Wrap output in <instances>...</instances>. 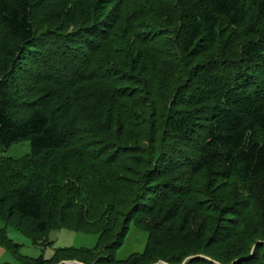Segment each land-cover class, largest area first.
<instances>
[{
    "label": "trees",
    "instance_id": "obj_1",
    "mask_svg": "<svg viewBox=\"0 0 264 264\" xmlns=\"http://www.w3.org/2000/svg\"><path fill=\"white\" fill-rule=\"evenodd\" d=\"M20 54L45 85L23 115ZM25 139L0 156V216L99 233L26 264H264V244L246 257L264 238V0H0V146ZM132 225L148 244L118 257Z\"/></svg>",
    "mask_w": 264,
    "mask_h": 264
},
{
    "label": "rangeland",
    "instance_id": "obj_2",
    "mask_svg": "<svg viewBox=\"0 0 264 264\" xmlns=\"http://www.w3.org/2000/svg\"><path fill=\"white\" fill-rule=\"evenodd\" d=\"M250 36H243L238 43V47H236V51H239L244 43H246L247 39ZM21 57V58H20ZM18 59V67L15 72L14 86L17 88V103L22 106H17V110L21 111L22 115L28 111L30 106L25 105L24 103H33L35 98L40 94L37 93V89L44 84H36L32 80L33 75H37V70L30 68V63L27 65L22 64L24 61L23 59H29V55L20 54ZM31 60V59H30ZM27 62V60L25 61ZM36 71V72H35ZM38 76V75H37ZM245 78H242V82H245ZM34 87V90H32ZM20 92V93H19ZM23 103V104H22ZM27 106V108H26ZM26 109V111L24 110ZM196 136V135H195ZM173 145V144H172ZM182 143L175 146V148H179ZM171 147V146H170ZM170 150V149H169ZM30 141L29 140H21L18 143L12 144L9 147L0 146V156L5 157H13L19 158L28 153H30ZM184 159V157H183ZM226 190V193L238 192V188L235 185H227L221 191ZM212 196V195H211ZM208 198V196H205ZM213 197V196H212ZM210 199V196H209ZM212 199V198H211ZM216 207H225L227 202L223 200L221 202H216ZM226 211V210H225ZM223 213V220H222V233H229L230 237L237 235L239 238L244 236V233L248 231L247 225L238 224L236 226L235 223H232L235 219V212L233 214H229L228 212ZM249 211V210H248ZM246 212L245 217L249 216L251 227H259L260 224L258 222V217L255 212ZM58 212L57 210L53 213ZM59 213V212H58ZM70 214L71 212H64ZM62 213V214H64ZM218 215V213H217ZM219 216L221 213L219 212ZM30 221H24L21 224L16 222H10L6 218L0 216V231H3L8 239H10L14 244H18L19 247L15 248L12 246H8L6 244L0 243V263H7V264H26L23 260V256H29L31 258L39 257L43 255L45 258H51L55 255L56 251L62 247H72V248H94L98 245L99 242V233L96 231H82V230H75L70 226H56L51 225L47 231L39 232L35 231L32 227ZM252 228L251 231H252ZM258 229H262L260 226ZM252 233V232H250ZM149 235L146 231H142L141 229L137 228L136 226L132 225L131 232L126 239L125 246L118 252V257H128L132 253H141L145 250L148 241ZM249 238L246 239V244L249 242ZM218 242L216 241V246ZM259 244H264V238L258 239L256 242L252 243L250 248V253L246 256L254 255L257 252V248ZM232 245V244H231ZM258 256V255H257ZM188 259V258H187ZM62 262V261H61ZM59 262V263H61ZM186 262V261H185ZM185 262L183 264H185ZM58 263V264H59ZM158 263V262H156ZM155 263V264H156ZM235 263V262H233ZM232 263V264H233ZM95 264V263H93ZM231 264V263H230Z\"/></svg>",
    "mask_w": 264,
    "mask_h": 264
},
{
    "label": "water",
    "instance_id": "obj_3",
    "mask_svg": "<svg viewBox=\"0 0 264 264\" xmlns=\"http://www.w3.org/2000/svg\"><path fill=\"white\" fill-rule=\"evenodd\" d=\"M187 260V259H186ZM217 264H219V262H216ZM59 264H85V263H83V262H81V261H78V260H63L61 263H59ZM156 264H167L166 262H163V261H161V262H158V263H156Z\"/></svg>",
    "mask_w": 264,
    "mask_h": 264
}]
</instances>
